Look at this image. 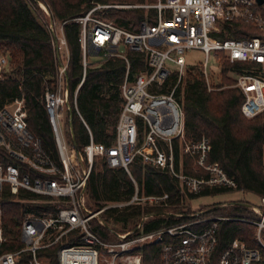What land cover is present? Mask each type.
I'll use <instances>...</instances> for the list:
<instances>
[{
	"label": "built area",
	"instance_id": "1",
	"mask_svg": "<svg viewBox=\"0 0 264 264\" xmlns=\"http://www.w3.org/2000/svg\"><path fill=\"white\" fill-rule=\"evenodd\" d=\"M49 17L46 25L55 52L56 79L45 85L42 104L51 128L56 158L45 150L38 137L27 128L23 98L0 105V193L12 195L27 191L39 196L23 200L48 210L27 213L19 226L20 246L0 251V264H42L40 251L55 248L56 264H144V247L158 246V256L148 264H264V196L256 202L231 200L207 203V209L191 213L174 209L168 193H139L129 167L136 159L163 171L178 183L180 205L192 207L191 201L204 190H219L212 197L233 192L237 185L216 161L209 159L211 145L207 137L187 140L184 113L175 97L183 82L187 61L185 53L202 51L205 61L200 70L213 89L206 73V62L213 54L221 64L244 66L235 73L234 87L243 101L242 115L252 118L264 111V0H144L134 4L92 3L83 14L70 22L78 25L83 77L73 93L72 104L66 83L69 60L64 25L51 18L49 10L36 0ZM113 9H143L145 20L137 31L116 25L105 15ZM151 13L150 18L148 13ZM248 26L244 37H227L228 27ZM256 32V33H252ZM143 57L142 67L133 74L127 51ZM66 55L65 62L61 53ZM112 58L126 63L120 84L122 103L112 145L97 143L89 135L88 143L76 154L62 132L66 114L77 110V90L88 64H101ZM10 56L0 54V79L8 71ZM172 74L176 81L168 92L161 91ZM81 118V117H80ZM96 158L112 169H123L134 184V193L118 207L136 205L162 209L142 213L134 227L117 231L105 223L102 212L94 210L87 196V180ZM191 171H187V164ZM204 197V196H202ZM240 207L245 213L218 212ZM169 219V225L144 231L155 218ZM237 222L252 228L253 245L233 237L220 248V224ZM71 238H69V236ZM71 240V241H70ZM6 238L2 232L0 210V249Z\"/></svg>",
	"mask_w": 264,
	"mask_h": 264
},
{
	"label": "trees",
	"instance_id": "2",
	"mask_svg": "<svg viewBox=\"0 0 264 264\" xmlns=\"http://www.w3.org/2000/svg\"><path fill=\"white\" fill-rule=\"evenodd\" d=\"M48 7L51 18L65 24L64 34L69 53L66 70V83L69 100L72 104L73 93L83 77L81 50L78 42V25L70 22L87 11L92 3H125L144 0H40ZM143 9L108 10L106 17L116 25L130 31H137L140 22L145 20ZM152 18L151 13H148ZM45 14L38 7L36 0H0V54L8 53L10 61L5 77L0 79V105L14 99L23 98L26 109L28 130L38 137L45 150L56 158L53 133L48 124L42 96L45 85L52 86L56 79L55 52L51 36L44 23ZM49 20V17H48ZM227 37H244L248 26L242 23L226 25ZM256 33V32H252ZM130 61L129 74L136 73L141 67L143 57L136 51H127ZM193 66V67H192ZM197 65H186V76L175 90V97L184 113L185 136L195 141L202 136L208 138L211 150L209 159L218 162L227 174L236 182L234 191L264 196V111L252 118H246L240 111L243 101L241 91L234 87L222 90H209ZM200 67V65H198ZM244 65L221 62V75L226 80L231 71L238 72ZM126 63L122 59L112 58L101 64H88L84 79L77 90L76 105L79 115L73 108L66 114L64 124L70 146L79 150L88 143L89 135L97 143L110 146L114 142L115 126L119 115L122 98L120 84L125 75ZM176 81L172 74L161 91L168 92ZM6 151L0 146V159ZM97 159V160H96ZM87 180V196L90 207L94 210L106 207L102 212L105 223L111 227L119 226L123 230L135 226L142 213L162 211L136 205L118 207L115 204L128 201L134 193V184L123 169L108 167L105 160L96 158ZM5 161V159H4ZM187 171L190 166L186 163ZM129 171L135 180L139 193L145 195H170L174 209L183 212L188 209L180 203L177 181L155 168L144 164L140 159L130 165ZM219 190H204L196 197L214 195ZM39 196L27 191L12 195L4 188L0 193L2 212V232L6 238L0 251L12 250L20 246L19 226L27 213H40L43 208L28 204L23 200L38 199ZM220 211L245 213L240 207L225 208ZM218 211V212H220ZM186 212V211H184ZM188 212V211H187ZM172 221L155 218L144 226V231H151L169 225ZM72 235L69 236L71 238ZM220 248L228 239L240 237L252 246V228L243 223L223 222L220 224ZM71 241V240H70ZM158 246L144 247V264L158 256ZM55 248L40 251L42 264H56Z\"/></svg>",
	"mask_w": 264,
	"mask_h": 264
},
{
	"label": "rangeland",
	"instance_id": "3",
	"mask_svg": "<svg viewBox=\"0 0 264 264\" xmlns=\"http://www.w3.org/2000/svg\"><path fill=\"white\" fill-rule=\"evenodd\" d=\"M39 1L41 4H43L47 9L48 7L46 6V4L40 0ZM137 2H125V3H115V4H134ZM38 4V3H37ZM38 7L42 10V8L39 6ZM49 10V9H48ZM114 10V9H113ZM43 11V10H42ZM44 12V11H43ZM50 13V11H49ZM45 14V18H44V23L47 25L48 23V16ZM106 16V15H105ZM61 58L62 60L65 62L66 60V55L63 52V54L61 53ZM185 59L187 61L188 64L191 65H197L195 67L200 68L198 65L202 66V64L205 61V54L202 51H198V50H190L187 51L185 53ZM226 61L225 59H222V62ZM193 67V66H192ZM206 73L209 76L208 80H209V84L210 86L213 88V90H222V89H229V88H234L233 85V81L231 80H226L223 75H221V64L219 62L216 61V59L214 58L213 54H210L207 62H206ZM186 76V72L183 76V79ZM229 76L234 80L236 77L235 73L229 74ZM66 128H64V124H62V132L63 135L66 137L65 132ZM97 160V159H96ZM233 201V200H242V201H250V202H256L257 201V197L249 194V193H244L241 191H233V192H227V193H223L220 195H215L212 197H196L191 201V205L192 207H189L187 210L184 209V211H186V213H191L194 211H202V210H206L207 209V203H211V202H223V201ZM188 211V212H187ZM221 213L223 211H220ZM133 226H130L126 229L132 228ZM125 229V230H126ZM115 230L117 231H124L122 228H120L119 226L115 227Z\"/></svg>",
	"mask_w": 264,
	"mask_h": 264
},
{
	"label": "water",
	"instance_id": "4",
	"mask_svg": "<svg viewBox=\"0 0 264 264\" xmlns=\"http://www.w3.org/2000/svg\"><path fill=\"white\" fill-rule=\"evenodd\" d=\"M259 1L261 2V0H259ZM73 148H74L75 153L77 154L79 149L75 145L73 146Z\"/></svg>",
	"mask_w": 264,
	"mask_h": 264
}]
</instances>
